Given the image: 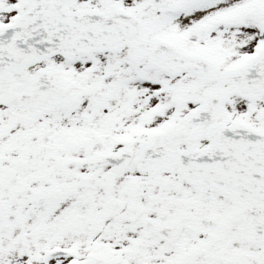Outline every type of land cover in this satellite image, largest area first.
Wrapping results in <instances>:
<instances>
[{
    "label": "snow or ice",
    "instance_id": "snow-or-ice-1",
    "mask_svg": "<svg viewBox=\"0 0 264 264\" xmlns=\"http://www.w3.org/2000/svg\"><path fill=\"white\" fill-rule=\"evenodd\" d=\"M0 264H264V0H0Z\"/></svg>",
    "mask_w": 264,
    "mask_h": 264
}]
</instances>
